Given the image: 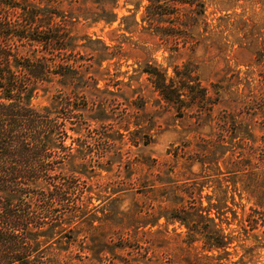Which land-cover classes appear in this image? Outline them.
<instances>
[{
  "label": "trees",
  "instance_id": "1",
  "mask_svg": "<svg viewBox=\"0 0 264 264\" xmlns=\"http://www.w3.org/2000/svg\"><path fill=\"white\" fill-rule=\"evenodd\" d=\"M245 1L264 10V0ZM118 2L0 0V264H175L171 254L152 250L158 231L151 227L161 218L185 227L187 264H246L264 249V134L250 124L264 119V23L236 13L209 18L205 0H147L136 20L140 4L119 17ZM115 22L127 33L143 23L154 50L188 58L171 73L153 59L121 72L125 40L109 44L76 32L78 25ZM199 47L220 55L248 49L257 60L245 70L227 67V77L205 85L192 58ZM48 53L59 59L50 62ZM59 85L69 94L51 95ZM147 89L155 113L168 109L182 122L161 160L139 157L155 137L145 116ZM80 90L93 101L89 113L71 99ZM40 96L48 103L34 105ZM109 96L134 109L132 120L127 114L121 120L134 128L125 136L99 132L106 146L96 150L107 154L121 141L129 155L112 151L99 168L108 174L119 162V182L92 192L79 183L91 173L85 162L91 143L72 119L109 120L102 101ZM208 183L215 185L212 196H203ZM137 196L140 206L115 205Z\"/></svg>",
  "mask_w": 264,
  "mask_h": 264
},
{
  "label": "rangeland",
  "instance_id": "2",
  "mask_svg": "<svg viewBox=\"0 0 264 264\" xmlns=\"http://www.w3.org/2000/svg\"><path fill=\"white\" fill-rule=\"evenodd\" d=\"M207 3V13L209 14V18L217 19L225 14H241L244 17H252L258 23H264V10L261 5H250L248 1L245 0H205ZM139 3L140 8L136 12V20L140 19V15L142 12V6L147 3V0H119L118 8L116 11L118 12L119 17L124 15L133 14L136 11V5ZM143 25V23H142ZM142 25H138L135 27H131L133 30L132 33H127L123 29L117 30L118 22L113 23L111 26H105L103 23L96 24L94 26L86 25H78L77 33L79 35H90L93 38H100L104 42L109 44H117L121 40H125L127 43L125 44V49L127 50L126 57L121 58L119 71H129L131 73L133 68L137 67V62L142 63L146 59H153L162 67H168V72H172V65L175 63H181L182 60L188 58V55H183L182 58L169 59V54L164 52L163 50H154V38L149 34L150 32L144 31L141 29ZM147 26L146 23H144ZM122 28V26H121ZM125 36H132L124 37ZM41 48V47H39ZM42 49V48H41ZM41 53V52H40ZM47 57H49L50 62L59 59V55L55 53H48ZM193 59L199 65V73L201 78L203 79V83L205 85H210V83H216L222 80L224 77H227V67L233 70H245L247 65L253 64L256 62V54L248 49H234L228 53V55H220L217 54L215 50L212 49H203V47H199L193 54ZM107 63H104L106 66ZM82 69H86L85 64L81 67ZM110 70H113V67H110ZM123 79V77H121ZM125 80V79H124ZM106 80H102L99 82V86H104ZM140 83L145 81L144 76L140 78ZM143 83V84H145ZM137 84H135L136 86ZM110 89L120 93V91L114 87H110ZM51 95L53 96H62L69 94L67 88L62 87L61 85L55 86L51 89ZM72 101L77 105L78 108L82 110H86L85 113H89L92 109L93 101L89 98L82 90L75 91V93H71L70 95ZM146 95H148V105L146 109L147 119L152 121L150 130L151 133L155 135L153 142L149 145L142 146L140 148L139 157L153 158L157 157L158 159H163L166 156L165 151L170 147L171 143L175 142L179 138L180 126L179 123L181 120L176 118L175 113L168 109H159L160 113H155V107L151 105V101H153V96H149L148 89L146 90ZM105 101L106 108L111 115V118L104 122L94 121L88 118L85 115H78L72 119V126L77 127L78 124L82 127L81 134L88 137L91 143V149L89 153L85 156V162L88 164V169L91 171L88 179L80 178V186L86 184L91 188L90 191H96L97 187H104L105 183H108L107 186H115L118 184L120 175H119V162H115L110 168V172L107 174L103 171L100 166H108V160L110 159V155L112 151H120L123 159H126L128 154V144H124L117 142L114 144V147L111 148V152H101L96 150L97 145L100 147L106 146V141L99 137V132L107 131L109 133L117 132L121 136L127 135L128 130H132L134 128L133 122L127 124L121 121L122 118L127 114L128 117L132 120L135 114V111L130 105L127 104V101L122 98L109 96L108 98L103 99ZM34 105H45L48 103L46 97H37L33 99ZM222 106V105H221ZM120 121V122H119ZM188 122V121H187ZM182 123V122H181ZM253 127H255V131L258 134H264V119L263 118H254L250 121ZM127 127V128H126ZM71 136H74L72 132H69ZM93 136H95L96 140L94 141ZM91 137V138H90ZM83 138V136H81ZM125 137L124 140H126ZM72 138H66V144L70 143ZM109 144V143H107ZM112 146V145H111ZM135 149V148H133ZM114 152V153H115ZM215 185L212 183H208L203 189L202 195L212 196L213 189ZM114 196V195H113ZM112 196V197H113ZM203 200V205L207 204L205 198ZM93 204H96L97 201L93 198L91 201ZM140 206L142 204V199L140 196H137V199L133 201L131 197L126 200L119 202L116 205L120 210L128 209L131 205ZM102 205V204H101ZM100 205V206H101ZM99 206V207H100ZM96 207L94 210H96ZM100 209V208H99ZM126 210V209H125ZM239 211V210H238ZM97 215H101V212L98 210ZM152 231H158L155 236H152L155 242V247H152V250H155L159 253H169L172 256V261L175 264H187L188 255L191 252V249H187L186 244L182 243L183 234L186 229L184 226L179 225L178 222L174 224H165L164 218L159 220V225L151 227ZM68 232V227L65 225V233ZM180 234V235H178ZM63 244L66 245V237L61 238ZM196 251L201 252V243H194ZM180 247L183 249L180 250ZM185 248V251H184ZM120 254H124V252H117L115 254L118 257ZM241 252H238V255L234 254L232 260H236L239 258ZM246 264H264V249H262L255 257L252 258H244L243 260ZM106 264H110L109 260H104ZM115 264H122L119 260H114ZM225 264H229L227 260ZM238 264V263H237Z\"/></svg>",
  "mask_w": 264,
  "mask_h": 264
}]
</instances>
